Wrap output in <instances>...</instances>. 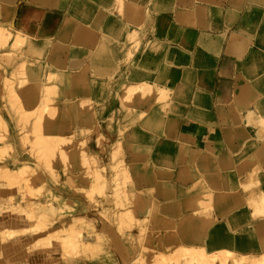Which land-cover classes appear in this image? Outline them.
Returning <instances> with one entry per match:
<instances>
[{
    "label": "crops",
    "instance_id": "crops-1",
    "mask_svg": "<svg viewBox=\"0 0 264 264\" xmlns=\"http://www.w3.org/2000/svg\"><path fill=\"white\" fill-rule=\"evenodd\" d=\"M40 1L0 4L15 13V26L21 16L30 14L24 26L40 14L35 40L54 49L62 45L61 69L81 73L61 91L70 133L60 135L92 131L94 109H105L114 90L122 94L117 80L166 91L162 106L152 92L133 96L143 99L133 105L141 116L125 123L123 112L116 122L123 129L119 150L130 188L151 192L158 203L159 216L146 223L155 251L168 254L185 244L216 252L229 242L244 248L239 255L264 253V216L245 221L253 213L249 196L264 194V0H128L139 8L132 13L113 10L117 0H56L54 6ZM112 16L121 26L106 30ZM138 30L140 54L128 61V36ZM212 193L216 203L228 200L205 204L208 217H200L203 205H189ZM76 207L75 216L92 221L114 264H132L138 230L120 231L112 221L95 218L93 209ZM228 208L246 211V217L233 223ZM153 210L146 205L136 216ZM190 216L192 235L166 248L163 221L176 227Z\"/></svg>",
    "mask_w": 264,
    "mask_h": 264
},
{
    "label": "rangeland",
    "instance_id": "rangeland-1",
    "mask_svg": "<svg viewBox=\"0 0 264 264\" xmlns=\"http://www.w3.org/2000/svg\"><path fill=\"white\" fill-rule=\"evenodd\" d=\"M43 1H40L39 4L43 6L45 5L54 6L56 3V0H43ZM27 5L30 4H26L24 6ZM13 6L15 8L17 7V4H14ZM138 9L134 7V5L131 4L130 1L128 0H117L115 7L113 8V10H116L120 13L122 11H126L127 13L129 12L132 13L133 11H138ZM38 10L41 11L42 9L38 8ZM39 15L37 18L31 20L27 25H24L23 27L19 24L17 18V23L15 26L14 23L16 20L15 13L13 16V12L7 4H0V22L6 25V27H8L9 25L10 32L14 33L22 29L25 31L26 33L25 35L27 36L24 38L25 40L23 41L24 43L22 45L21 52H18L19 55L17 54V52H14L11 46H8L9 44L7 42H9L11 45V40L5 42L3 38L0 36V65H2L5 70L3 72L0 71V113H2L9 127V131L7 133L3 131L1 133L5 134L6 136L4 143L9 142L12 144V150H8L9 153L4 152V150H7L8 148L5 144L4 146L2 145L3 147L0 148V166L15 168L18 166L20 161L25 162L26 166H28L24 168V170L22 171L21 173L22 176H20L21 179L18 178L20 179L21 182L17 180V183L19 182L20 183L15 184V186L13 187L6 184V182L0 179V231H5L9 229L10 231L8 230V232L11 231L13 232L12 235L9 233H3V232L2 234L0 233L1 236L0 241H5L9 239V241L0 244V264H68L67 259L71 261V264H114V260L112 259V253L109 252L108 247H105V245H103V242L100 241L102 247L104 246L105 248V249L103 248L105 251L103 250L102 252L96 251V248L94 249V251H90L91 250L90 247L87 244H85L86 243L85 241L87 239H92V237L95 238V242L96 240L100 239V237H98L99 235L96 232L95 226L92 225L91 220H89L88 222L86 221L85 224L79 223L74 226L69 225L71 223L69 221H71L74 217H78L75 216L77 212L76 209L77 205L83 206L85 210L93 209L92 211L93 216L103 221H112V219L113 220L115 219L113 222L120 231L136 229L138 230V233L145 234L144 244L142 242V246L144 248L142 249L140 248L139 236H138L139 239L138 243L136 242L133 244V246L135 245V250L137 252L135 253V258L133 259L136 260L132 264H175V263L194 264L196 260H198L199 262V259L202 257L203 260H205L208 257V254L209 257L210 258L212 257L213 259L209 258L210 259L209 262L208 259H206V261L208 262L206 263L204 261V263L206 264H212V263L231 264L233 261H238V260L240 264L243 263L245 264L248 258L246 259V257L245 258L241 257L242 258V259L240 258L241 260L238 259L237 257H235L237 260H234L235 258H233L234 256H236V253L237 254H240V252L244 253V248L242 246L238 247L234 244H231V246H229L230 245L229 242L220 244V247L216 252L208 251L207 248H201L200 254L203 253V255L205 254V256L207 257L202 255L200 256L199 255L200 251H197V254L199 256L198 259H196L197 256L194 255L196 254L195 252L193 253V255L196 258L193 257L191 254L188 255L185 252L183 253L184 250L178 248H176L177 250L174 249V251L171 252V254L170 253L166 254L163 253L162 251H158V252L155 251V247L153 246L154 244H152L151 242V234H149L150 232L147 234L144 228L147 227L150 230V228L146 226L147 221L149 220L156 221V216L158 217L159 213H151V214L148 213L147 217L144 218H138L136 216V213L138 210L144 211V207L146 205H148L149 207H155L157 209L158 203L155 200V198L151 196V192H148L150 196L148 197V199H146L147 204L145 203L144 206L138 204L137 201L135 200L136 194L134 195V193H132L134 192L132 190L133 188L131 189L129 186L131 179L129 178L126 167L123 165L121 159V153L119 150V139L121 138L123 129H119L116 123L121 121L120 118H122L123 112H125L123 118L127 120L124 121L125 123L130 120H134L136 117L134 113L135 110L132 109V106L136 103L137 104L142 103L143 99L139 98V100L138 99L135 100L136 98L134 97L133 101L129 102L127 99L125 100V97L124 98L122 97V94H119L120 93L119 90H114L113 91L114 96L113 98H111L109 102H107L105 109H102L101 106L98 109L96 108L94 109L93 116L95 118V123H94V129L92 131L86 130L85 132H83L84 130L83 131L81 130L79 131L81 134H79V132H74L71 136L72 139L70 140L65 139L66 140V141L64 140L65 142L59 141V143L58 141L57 142L53 141V139L50 138V136L52 135L57 136L60 135V133L68 135L70 133V130L67 129L68 118L65 117L64 109L61 108L59 112L60 114L58 115V111L55 110L56 107L49 108L46 106V104H43L42 109L41 107L40 109L39 107H37L38 110L36 111L38 112H36L34 111L36 106L33 107L30 101L32 96H30V94L28 93L26 94V91H24L25 88L20 91L19 88L20 86L26 87L29 85V87L33 89H39V88L46 89L43 92L45 93V91H47L45 93L46 95H52L54 89L53 90L51 89L53 86L52 82L54 81L51 80H53L52 78L56 73L59 74L61 72L62 77L65 80L69 79V82L71 76L72 77L76 76L77 78L81 73L70 74L66 70L61 69V66L59 65V61H60L59 58L61 57V55H63V52L59 50L61 49L62 45H60L57 49L56 48L54 49L50 45H48L50 46L48 47L45 41L35 40L34 27L36 26V23L39 20ZM116 26L118 27L121 26V23L114 16L110 17L107 22L106 30L109 29L111 30ZM138 33H136L133 36L132 35L128 36L129 51L127 55L125 54V58L128 61L135 58L136 53L140 54L138 50L140 46L139 41H140L141 32L138 30ZM129 37L131 38L129 39ZM58 38L62 40L61 36H59ZM131 46H133V48H131ZM13 54H15V57L18 55L19 56L18 59L17 57L15 59ZM12 56H13L12 59H15L14 61H16L17 63L8 64L7 62L9 61V58ZM19 58L22 60H19ZM23 59L25 60L26 64ZM22 62L26 66L25 75H22L25 76L24 77L25 79L23 77L22 79H19V76L15 77L14 76L15 74H13L12 76L13 79H11L10 81L7 80L10 79L7 78L6 76L7 73L9 72L14 73L15 67H17L18 64ZM35 67H37L38 69ZM3 76L6 78L5 80H3L4 79ZM18 80H20L22 83L17 84L16 82H18ZM123 83H126L124 79L117 80L116 83L117 89L119 88L123 90L122 87ZM67 85L68 84L60 87L59 96H58L59 101H60V95L62 89L65 88ZM142 88L143 91L145 92L150 91L149 85L142 84ZM22 91L24 92L22 93ZM13 92L17 96L11 94ZM159 92L161 94V95L159 94L161 98L159 104H161L160 106H162L166 103L165 97H163V95L165 96L166 91L162 88L161 91ZM152 93L156 95L155 88L153 89ZM136 95L141 97V95L138 93ZM16 97H20L19 99L22 101L23 107L26 110L25 113L27 114L25 113H24L25 115L22 114V116L24 115L23 118L24 120L22 119V116H20L19 113L16 114L18 110L16 111V113L14 112L16 110V108L14 109ZM88 105L91 106L90 102L88 103ZM46 108L48 109V111L46 110ZM46 111L48 113H45ZM105 111H106L105 117H107L106 118L107 120L103 119V113ZM33 112L35 113L34 115H32ZM54 115H56V117L58 118H56ZM19 118H21L22 121H20ZM18 121L20 122L18 123ZM122 124L124 125V123ZM32 126L33 129L37 128L41 132L39 133L37 129L36 131L33 130ZM19 128H21V130L23 129L24 131L23 130L21 131ZM32 130L35 131V133L31 132ZM36 132H38L41 137L39 136V134L37 135ZM31 133H34L36 135L32 136L33 134ZM34 137L35 138L38 137V138L34 139ZM83 137L84 139L82 140ZM24 139L27 140L29 143L25 141L24 143L25 145H24L23 144ZM31 140H35V141L38 140L37 143L40 141L43 142L35 145L34 144L35 141L34 143H32ZM48 142H50V144ZM39 144L41 146H39ZM47 145L49 148L46 147ZM24 146H29V147H24ZM37 146L39 147L40 150L38 149ZM71 146L73 147L74 151L73 150L70 151ZM29 148L31 149V153L29 151L30 150ZM48 150L50 151V155ZM59 150L62 151L60 152ZM112 166L113 169H111ZM54 172L56 174H54ZM69 184L70 186H68ZM59 185H61L62 187ZM73 188L75 189V191ZM121 188L122 190H120ZM124 192L126 193V196H128L127 195L128 193L129 195L131 193V196H128V199H126ZM214 197L215 195L213 193L210 196L209 195L199 196L198 198H195L196 200L195 204L193 203L192 206L191 205L189 206L190 208L194 209L199 204L200 205L203 204V206H199V209H197L196 213L200 215V217H208L207 209L210 206L205 204L211 203V204L219 205L226 203L228 200L227 199L225 202L216 203L212 200ZM247 202H249L248 204L249 206H252L253 213L252 215L248 216L245 219L246 222L255 219L257 216H261V217L264 216L263 193L259 192L258 194L250 195L249 200ZM228 211H229V219L233 223H235L236 221H241L246 217V211L235 212V211H231L230 208H228ZM37 215L38 218L36 219L35 222L34 218ZM34 222H35L34 230L36 231L28 230L29 226L32 225ZM189 222L190 224L189 223L187 224L186 222H184V218H181V223L177 226V228L174 227V229H172L170 227L175 232V234L174 232L172 233L171 231H169L170 229L169 226H172L173 224L170 225V223L165 222L168 228L166 225L165 226L169 231L165 235L166 242L171 243V245L166 243L165 244L166 248L172 245L174 246L178 245L180 240L184 239L187 234L192 235V231L194 230V225L192 223L191 216ZM10 228H16V229L19 228V229L11 230ZM19 230H23L25 232L17 233ZM52 230L54 231L59 230V233L56 232L59 235V237L57 238V240L53 241L52 245L45 247L41 243L39 244L36 242V244L35 243L33 244V242H35L34 241L35 239H38L40 236L45 235L49 231L52 232ZM143 230L145 233L142 232ZM237 234L239 239L242 238L241 231H239ZM223 235L225 236V233H223ZM2 236H4V238ZM68 236L73 239L80 240L79 246H75V250H73L72 248L71 250L73 251H71V253L68 251L64 252L61 246L62 240H64L63 238ZM50 238H53V236H50ZM175 238L178 240H176ZM176 241L179 242L176 243ZM158 245L160 246L159 243ZM2 249H5L4 253H2ZM215 253L217 254V256ZM219 253L221 254L219 255ZM66 254L68 256H66ZM222 254L223 255L225 254L226 256L228 255L229 257L227 256L226 260H224L223 256H222L223 259L221 258ZM187 255L188 257L189 256L192 257V258L189 257L190 258L189 261H187L189 259ZM139 256H141V258ZM178 256H184V257H178ZM213 256L216 257V259H214ZM217 257H219L220 259L218 260ZM165 258L168 259L166 260ZM193 258H195L196 260H193ZM221 259L224 261V263L223 261H221ZM244 260L246 261L244 262ZM210 261H212V263ZM202 262L203 261H201L200 259L199 263ZM239 262H233V264H237V263L239 264ZM199 263H195V264H199ZM247 264H251V263L247 262Z\"/></svg>",
    "mask_w": 264,
    "mask_h": 264
},
{
    "label": "bare ground",
    "instance_id": "bare-ground-1",
    "mask_svg": "<svg viewBox=\"0 0 264 264\" xmlns=\"http://www.w3.org/2000/svg\"><path fill=\"white\" fill-rule=\"evenodd\" d=\"M31 11V10H30ZM33 11V10H32ZM31 11V12H32ZM27 14H28V12H27ZM32 14H34V13H32ZM31 14V16H33ZM30 14H28L27 16H29ZM27 16L25 17H20V19H19V23L21 24V26L23 27V24H25L24 23V21H27ZM30 16V17H31ZM32 19V18H31ZM29 20V19H28ZM22 22H23V24H22ZM26 33H25V31L24 30H18V31H16V32H14V33H12V32H10L9 31V25H8V27H6V25H4L3 23H1L0 22V36L3 38V40L5 41V42H7L8 40L10 41L11 40V45H10V43L9 42H7L9 45L8 46H11L12 47V49L14 50V52H17V54L19 55V53L18 52H21V48H22V45H23V41L25 40L24 38L25 37H27L26 35H25ZM133 36V35H132ZM131 36V37H132ZM131 37H129V39L131 38ZM27 40V39H26ZM134 40V39H133ZM2 41V40H1ZM27 42V41H26ZM134 47H136V46H134ZM131 48H133V46H131ZM27 50V49H26ZM5 54V53H4ZM3 54V55H4ZM14 55V57H15V54H13ZM16 56L17 57V59H18V57L19 56ZM20 55H22V54H20ZM16 57H15V59H16ZM13 58V56L12 57H10L9 58V61L7 62L8 64H15V63H17L16 61H14L15 59H12ZM23 58V57H22ZM12 59V60H11ZM19 60H22V59H20L19 58ZM24 60V59H23ZM24 62H25V60H24ZM28 63V62H27ZM25 64H26V62H25ZM29 64V63H28ZM17 65V64H16ZM0 68H1V70L0 71H5L4 70V67L2 66V65H0ZM26 66L24 65V63L22 62V63H19L18 64V66L17 67H15V72L13 73V72H9V73H7V78H10V79H7V80H11V79H13L12 78V76H13V74H15L14 76L15 77H17V76H19V79H22V77L24 78L25 76H22V75H25V71H26ZM31 68V67H30ZM35 68H37V67H35ZM38 69V68H37ZM4 77V76H3ZM6 78L4 77V79L3 80H5ZM25 79V78H24ZM53 80H51V81H54L55 82V84H54V82H52L53 83V86H52V89H51V86H50V89L51 90H53L52 92V95H46L45 93L47 92V91H45V93L43 92L44 90H46V89H33V88H31V87H29V85L28 86H26V87H24V86H20V88H19V91L20 90H22V89H24V91H26V94L28 93V94H30V96H32L31 97V104H32V106L33 107H35V110H34V108H33V110L34 111H36V110H38V108L37 107H39V109H40V107H41V109H42V105L43 104H46V106L47 107H56L55 108V110L56 111H58V115L60 114L59 112H60V110H61V108L63 109V107L61 106V104H60V101H59V98H58V96H59V89H60V87L61 86H64V85H66V84H69V79H64L63 77H62V73L60 72L59 74L58 73H56L54 76H53V78H52ZM6 80V81H7ZM4 83H5V81H4ZM17 84H21L22 82L20 81V80H18V82H16ZM51 83V82H50ZM6 84H8V83H6ZM47 86H49V85H47ZM122 87H123V90H122V97L124 98L125 97V100L127 99L129 102H132L133 101V96H135L137 93L138 94H140L141 96H143V95H149L152 91H153V89H154V87L153 86H150L149 85V87H150V91H143V88H142V84H128V83H124L123 85H122ZM13 91V90H12ZM24 91H22V93L24 92ZM159 91H161V89H155V92H156V100H155V102H156V104H159V101H160V96H159V94H160V92ZM21 93V94H22ZM146 93V94H145ZM162 93V92H161ZM11 94H13V95H15V96H17L14 92L13 93H11ZM19 94H20V92H19ZM164 94V93H163ZM162 94V95H163ZM161 95V94H160ZM14 96V97H15ZM163 97H165L164 95H163ZM162 97V98H163ZM20 97H16L15 98V106H14V109L16 108V110L14 111L15 113H16V111L18 110V112L16 113V114H20V116H22V114H24L25 112H26V110H25V108L23 107V103H22V101L19 99ZM9 99V98H8ZM73 99V98H72ZM75 100V99H74ZM83 100V99H82ZM164 100V99H163ZM84 102H87V101H84ZM10 103V102H9ZM71 103V102H70ZM13 104V103H12ZM41 105V106H40ZM160 105V104H159ZM43 109H45V108H43ZM129 109V108H128ZM132 109H134V106H132ZM46 110L48 111V109L46 108ZM43 111V110H42ZM45 112V113H48V112ZM8 112V111H7ZM32 112V111H31ZM36 112H38V111H36ZM134 113H135V111H134ZM25 114H27V113H25ZM24 114V115H25ZM35 113L33 112L32 113V115H34ZM51 114V113H50ZM24 115L22 116V119L24 118ZM127 115V114H126ZM137 115V114H136ZM135 115V120L136 119H138L139 118V116H141L140 114H138L137 116ZM19 116V117H20ZM41 116H42V114H41ZM46 116V115H45ZM55 117H56V115H54ZM10 117V116H9ZM56 118H58V117H56ZM9 119V118H8ZM18 119V118H17ZM134 119V118H133ZM19 120L20 121H22L21 120V118H19ZM24 120V119H23ZM115 120V119H114ZM20 121H18V123L20 122ZM55 121H56V119H55ZM25 122V121H24ZM23 122V123H24ZM23 123H21V124H23ZM27 123V122H26ZM33 124V123H32ZM51 124H53V123H51ZM38 125V124H37ZM52 126H54V125H52ZM107 126H109V125H107ZM44 127V126H43ZM42 127V128H43ZM48 127V126H47ZM35 128V127H34ZM50 128H52V127H50ZM20 130H21V128H19ZM32 129H33V126H32ZM37 129V128H36ZM36 129H33V130H35L36 131ZM0 133L3 131V132H5V133H7L8 131H9V127H8V124H7V122L5 121V119H4V117H3V115H2V113H0ZM23 130V129H22ZM21 130V131H22ZM31 130V129H30ZM31 131V132H34L35 133V131ZM38 130V129H37ZM48 130V129H47ZM24 131V130H23ZM81 131V130H80ZM83 131V130H82ZM38 132L40 133L41 131H39L38 130ZM38 132H36L37 133V135L39 134ZM43 132V131H42ZM83 132H85V130L83 131ZM82 132V133H83ZM34 133H31V134H33L32 136H34V135H36V134H34ZM120 133V132H119ZM79 134H81L80 132H79ZM47 135V134H46ZM39 136H40V134H39ZM72 135H70V136H64V135H57V136H55V135H52V136H50V138L51 139H53V141H58V143H59V141L60 142H62V141H64L65 139L66 140H70V139H72V137H71ZM36 137V136H35ZM34 137V139H37V138H35ZM41 137V136H40ZM44 138V137H43ZM49 138V139H50ZM86 138V137H85ZM5 139H6V136H5V134H3V133H1L0 134V148L1 147H3L4 146V144L8 147L7 148V150H4V152L6 153V152H8V150H12V144L11 143H9V142H7V143H4V141H5ZM50 139V140H51ZM84 139V137L82 138V140ZM20 140H21V138H20ZM23 140V139H22ZM39 140V139H38ZM38 140H31L32 141V143H34V141H35V145L36 144H38V143H41V142H43V141H40V142H38L37 143V141ZM42 140V139H41ZM43 140H46V139H43ZM65 140V141H66ZM25 141L26 142H28L27 140H25L24 139V141H23V144L25 143ZM64 141V142H65ZM22 142V141H21ZM29 143V142H28ZM49 144H50V142H48ZM57 143V144H58ZM3 145V146H2ZM25 145V144H24ZM31 145V144H30ZM39 146H41L40 144H39ZM51 146V145H50ZM24 147H29V146H24ZM38 147V146H37ZM46 147H48V145L46 146ZM53 147V146H52ZM49 148V147H48ZM56 148H57V146H56ZM27 149V148H26ZM30 149V148H29ZM38 149H39V147H38ZM44 149V148H43ZM45 149H47V148H45ZM40 150V149H39ZM54 150V149H53ZM58 150V149H57ZM30 151V153H31V149L29 150ZM47 151V150H46ZM49 151V150H48ZM60 152L62 151V150H59ZM28 152V151H27ZM60 152H58V153H60ZM4 153V154H5ZM9 153V152H8ZM7 153V154H8ZM29 153V154H30ZM113 154V153H112ZM32 155H33V153H32ZM44 155V154H43ZM49 155H50V151H49ZM48 155V156H49ZM47 156V155H46ZM65 156V155H64ZM44 157V156H43ZM50 157H52V156H50ZM2 158V157H1ZM66 158V157H65ZM2 160V159H1ZM50 161V160H49ZM112 161V160H111ZM114 163V162H113ZM119 163V162H118ZM112 164V163H111ZM2 165V164H1ZM117 166V165H116ZM26 167H28V166H26V163L25 162H19V164H18V166L17 167H15V168H8V167H6V166H3V167H1L0 166V179L2 180V181H4V182H6V184H8V185H10L11 187H13V186H15V184H19L21 181H20V179H21V177L20 176H22L21 175V173H22V171L24 170V168H26ZM50 167V166H49ZM111 169H113V166H112V168ZM48 170H51V169H48ZM55 170V169H54ZM53 170V171H54ZM50 172V171H49ZM57 172V171H56ZM125 172V171H124ZM48 173V172H47ZM54 174H56L55 172H54ZM56 176V175H55ZM18 178H20V179H18ZM56 178V177H55ZM66 178V177H65ZM114 178V177H113ZM53 179V178H52ZM17 180H19L20 182L19 183H17ZM69 180V179H68ZM70 182V181H69ZM67 183V182H66ZM4 184V183H3ZM55 184V183H54ZM71 184H72V182H71ZM56 185V184H55ZM20 186V185H19ZM22 186V185H21ZM59 186H61V185H59ZM68 186H70V184L68 185ZM48 187V186H47ZM62 187V186H61ZM65 187V186H64ZM73 187V186H72ZM124 188V187H123ZM74 189V188H73ZM81 189V188H80ZM120 190H122V188L120 189ZM53 191V190H52ZM74 191H75V189H74ZM77 191V190H76ZM128 192H130V191H128ZM127 192V193H128ZM148 192L149 191H147V192H142V193H138V192H136V191H134V192H132V193H134V195L136 194V201H137V203L138 204H140V205H142V206H144L145 205V203L147 204V202H146V199H148V197L150 196L149 194H148ZM54 193V192H53ZM75 193V192H74ZM125 193V192H124ZM60 195V194H59ZM58 195V196H59ZM62 195V194H61ZM112 195V194H111ZM122 195H123V192H122ZM128 196H131V193H130V195H129V193L127 194ZM125 196H126V193H125ZM125 196H123V197H125ZM128 196H126V199H128ZM152 196V195H151ZM63 197V196H62ZM197 198L199 197V196H196ZM63 199V198H62ZM68 199V198H67ZM118 199V198H117ZM130 199V198H129ZM192 200V199H191ZM198 200V199H197ZM128 201V200H127ZM196 201V200H195ZM199 201V200H198ZM132 202V201H131ZM201 202V201H200ZM45 204V203H44ZM197 204H198V202H197ZM200 205V204H199ZM203 205V204H202ZM262 205V204H261ZM148 206V205H147ZM249 206V205H248ZM149 207V206H148ZM149 208H151V207H149ZM97 211V210H96ZM151 211H152V209H151ZM154 213H158L157 212V210H156V208L154 207ZM30 214V213H29ZM150 214H151V212H150ZM108 215H109V213H108ZM107 217V216H106ZM109 217V216H108ZM125 217V216H124ZM147 217V216H146ZM38 218V215L34 218V220H35V222H36V219ZM44 218V217H43ZM159 218H161V217H159ZM87 220V219H86ZM109 220V219H108ZM115 220V219H114ZM113 219H112V222L114 221ZM39 221V220H38ZM42 221V220H41ZM35 222L32 224V225H30L29 226V229L28 230H34L35 229V227H34V225H35ZM40 222V221H39ZM71 223L69 224L70 226H74V225H76V224H79V223H86V221L84 220V217L83 218H80V217H74L71 221H70ZM164 222V221H163ZM184 222H186L187 224H188V218H184ZM124 223V222H123ZM165 223V222H164ZM163 223V224H164ZM37 224V223H36ZM40 224V223H39ZM42 224V223H41ZM91 224V223H90ZM113 224H114V222H113ZM190 224V223H189ZM38 225V224H37ZM44 225V224H43ZM42 225V226H43ZM115 225V224H114ZM125 225V224H124ZM167 226V224L165 223L164 224V226ZM169 225V224H168ZM170 225H172V223H170ZM117 226H118V224H117ZM165 226V227H166ZM173 226V227H172ZM172 226H169V228L171 227L172 229H174V225H172ZM40 227V226H39ZM68 227V226H67ZM120 227V226H119ZM24 228V227H23ZM41 228V227H40ZM44 228H45V226H44ZM66 228V227H65ZM115 228V227H114ZM167 228H168V226H167ZM170 228V229H171ZM176 228H177V226H176ZM19 229V228H18ZM18 229H15V230H18ZM20 229H22V228H20ZM169 229V231H171L172 233L174 232L172 229L170 230ZM3 230V229H2ZM9 230V229H8ZM8 230H5V231H0V233L2 234V232L3 233H9V234H13V232L11 231V232H8ZM11 230H13V229H11ZM42 230V229H41ZM55 230H57V229H55ZM79 230V229H78ZM81 230V229H80ZM117 230V229H116ZM124 230V229H123ZM144 230H145V232H147V234L150 232L149 231V229L147 228V227H145L144 228ZM144 230L142 231V232H144ZM10 231V230H9ZM34 231H36V230H34ZM152 231V230H151ZM168 231V232H169ZM17 232V231H16ZM23 232H25V231H23V230H19L17 233H23ZM56 232H58L59 233V230L58 231H54V230H52V232L51 231H49V232H47L45 235H42V236H40L38 239H35L34 241L35 242H33V244L35 243L36 244V242L37 243H41L43 246H45V247H48V246H50V245H52V243H53V241H55V240H57V238L59 237V235L56 233ZM103 232V231H102ZM144 232V233H145ZM170 232V233H171ZM103 234V233H102ZM150 234V233H149ZM174 234H175V232H174ZM174 234H172V235H174ZM10 235V236H11ZM14 235H15V233H14ZM127 235V234H126ZM133 235V234H132ZM50 236H53V238H50ZM107 236V235H106ZM121 236V235H120ZM138 236H139V239H140V242H139V244H140V248L142 249V248H144L143 246H142V242H143V244H144V238H145V234H143V233H138ZM147 236V235H146ZM1 237V236H0ZM3 238H4V236H2ZM98 237H100V239L99 240H96V242H90V241H88V240H86L85 242V244H87L89 247H90V251H94V249L96 248V251H100V252H102L104 249H103V247H102V245L100 244V241L102 242V237L99 235ZM172 237V236H171ZM176 237V236H175ZM5 238H6V236H5ZM177 238V237H176ZM175 238V239H176ZM64 240H62V250L65 252V251H68V252H70L71 253V251H73V250H75V246H79V243H80V240H76V239H73V238H71V237H64L63 238ZM94 239V238H93ZM138 238H137V242H138V240H139ZM176 240H178V239H176ZM183 239H181L180 240V242L179 241H176V243H178L179 242V244H181V241H182ZM128 242H129V240H128ZM165 243H167V242H165ZM115 244V243H114ZM131 244V243H130ZM167 244H170L171 245V243H167ZM173 244V243H172ZM32 245V244H31ZM28 246H30V245H28ZM86 246V245H85ZM116 247V246H115ZM179 247H181V248H179ZM178 247V249H182V250H184L183 251V253L185 252L186 254H188V255H192L193 257H195L194 255H196L197 256V258L196 259H198L199 258V256H198V254H197V251H200L199 252V255L201 256H205V254L203 255V253L202 254H200L201 253V248L202 247H195V246H190V245H185V244H181L180 246ZM73 248V250H71ZM118 248V247H117ZM139 248V247H138ZM177 250V249H176ZM181 250V251H182ZM105 251V250H104ZM119 251V250H118ZM132 251V250H131ZM204 251V250H203ZM61 252V251H60ZM120 252V251H119ZM196 253V254H194L193 255V253ZM25 253V252H24ZM51 253V252H50ZM181 253V252H180ZM228 253V252H227ZM68 254V253H67ZM66 254V256H68ZM171 254V253H170ZM182 254V253H181ZM216 254V253H215ZM221 253H219V255H220ZM231 254V253H230ZM175 255H176V253H175ZM178 255H180V254H178ZM183 255H185V254H183ZM188 255H187V257H188ZM212 255V254H211ZM218 255V256H219ZM232 255V254H231ZM230 255V256H231ZM69 256H70V254H69ZM98 256V255H97ZM170 256H173V255H170ZM216 256H217V254H216ZM222 256H223V258H224V260H226V257L228 256H226L225 254L223 255H221V258H222ZM225 256V257H224ZM140 258H141V256H139ZM166 257V256H165ZM175 257V256H174ZM178 257H184V256H178ZM189 257H191V256H189ZM188 257V258H189ZM205 257H207V256H205ZM214 257V256H213ZM220 257V256H219ZM219 257H217V259L219 260L220 258ZM229 257V256H228ZM233 257V256H232ZM235 257H237L238 259H240L241 257L243 258H245L246 257V259L248 258V260L249 261H251V262H249L248 260H247V262L248 263H251V264H264V253H262V254H259V255H254V256H250V255H239V254H236V256H234L233 258H235ZM135 258V257H134ZM133 258V259H134ZM140 258H138V259H140ZM143 258V257H142ZM164 258V257H163ZM162 258V259H163ZM192 258V257H191ZM195 258H193V260H196ZM209 257V254H208V257L206 258V259H208V262H209V260L212 258H210ZM222 258V259H223ZM231 258V257H230ZM241 258V259H242ZM166 259V258H165ZM164 259V260H165ZM168 259V258H167ZM166 259V260H167ZM170 259V258H169ZM201 259V261H203L202 263L203 264H206V263H208L207 261H206V259L205 260H203V257L202 258H200ZM200 259H199V262H200ZM213 259V258H212ZM214 259H216V257H214ZM221 259V261H223ZM228 259V258H227ZM232 259V258H231ZM240 259V260H241ZM68 260V264H71V261L69 260V259H67ZM136 260V259H135ZM135 260H133V262L135 261ZM165 260V261H166ZM190 260V258L187 260V261H189ZM234 260H237L236 258L234 259ZM162 261V260H161ZM197 261V262H196ZM195 261V263H199L198 262V260H196ZM204 261L206 262V263H204ZM232 261V260H231ZM243 261V260H242ZM241 261V262H242ZM246 260H244V262H245ZM191 262V261H190ZM211 263H212V261H210ZM226 262V261H225ZM233 262H239V260L238 261H233ZM233 262L231 263V264H233ZM247 262H245V264H247ZM252 262H255V263H252ZM80 263V262H79ZM122 263V262H121ZM166 263V262H165ZM194 263V264H195ZM202 263H199V264H202ZM223 263H224V261H223ZM243 263V262H242ZM176 264V263H175ZM187 264V263H186ZM193 264V263H192ZM213 264V263H212ZM221 264V263H220ZM238 264V263H237ZM239 264H240V262H239ZM244 264V263H243Z\"/></svg>",
    "mask_w": 264,
    "mask_h": 264
}]
</instances>
